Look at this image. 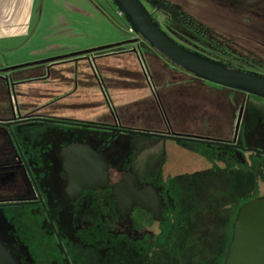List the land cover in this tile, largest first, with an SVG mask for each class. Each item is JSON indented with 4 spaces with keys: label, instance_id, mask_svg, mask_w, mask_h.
Here are the masks:
<instances>
[{
    "label": "rangeland",
    "instance_id": "374dc122",
    "mask_svg": "<svg viewBox=\"0 0 264 264\" xmlns=\"http://www.w3.org/2000/svg\"><path fill=\"white\" fill-rule=\"evenodd\" d=\"M92 1L100 14L111 17L98 22L100 39L106 34L113 43L127 42L128 35L116 28L104 0ZM138 1L160 31L180 46L201 51L186 44L195 35L181 25L180 16L185 14L212 41H224L230 53L254 59L260 55L255 42L264 40L263 9L244 19L235 12V0ZM37 2L40 14L56 10L53 0ZM140 40L132 46L144 51V57L131 48L112 47L105 54H82L84 65L63 72L58 82L9 83L8 88L0 84V120L35 115L57 121L14 125L27 128L34 146L30 172L39 190L44 196L49 191L59 201L48 208L50 226L43 212L33 213L32 206L0 207V238L12 249L17 264H223L238 210L248 202L264 200V98L212 84L206 91L190 85L185 71ZM37 42L30 44L31 50L42 47ZM62 55L67 58L68 53ZM231 66L259 71L249 64ZM239 109L238 149L113 131L126 128L226 142ZM102 124L109 126L97 127ZM74 139L94 147L106 145L109 164L154 185L163 200L162 222H149L137 210L119 220L108 208L100 209L97 196L76 203L58 197L65 185L58 155ZM8 198L0 190V201ZM83 205L97 207L86 224V236L79 220L88 217L78 208L75 212ZM108 222L112 228L127 230L128 235L120 234L126 241L122 237L110 241ZM144 231L158 236L145 238Z\"/></svg>",
    "mask_w": 264,
    "mask_h": 264
},
{
    "label": "water",
    "instance_id": "95a60500",
    "mask_svg": "<svg viewBox=\"0 0 264 264\" xmlns=\"http://www.w3.org/2000/svg\"><path fill=\"white\" fill-rule=\"evenodd\" d=\"M104 2L109 9L114 7L118 10L132 32L170 64L210 84L264 98L263 76L228 69L218 62L209 60L176 44L160 31L150 14L146 12L138 0H104ZM126 43L130 44L133 41H127ZM100 49L89 50V52L92 53ZM49 61L51 59L36 63L40 64ZM241 117L242 109H239L231 140L234 144L134 132L122 128L113 129V131L114 134L124 132L130 135H153L161 138L238 148L237 132ZM41 120L50 123L57 122ZM5 126L8 127V125ZM84 126L89 127L92 125L87 124ZM97 127L102 128L100 126ZM7 134L9 135V133ZM63 153L62 169L66 178L65 193L68 198L76 197L84 189H94L108 184L107 166L103 156L80 145L70 146ZM135 182L136 179L130 173H123L120 179L111 186L116 210L119 215L124 217L135 206L147 213H151L154 220H159L161 206L154 191L151 188L135 191L133 189ZM0 264H16L11 253L1 243ZM223 264H264V200L248 202L238 210L232 225V238Z\"/></svg>",
    "mask_w": 264,
    "mask_h": 264
},
{
    "label": "flooded vegetation",
    "instance_id": "af4514ba",
    "mask_svg": "<svg viewBox=\"0 0 264 264\" xmlns=\"http://www.w3.org/2000/svg\"><path fill=\"white\" fill-rule=\"evenodd\" d=\"M236 5L235 7V12L239 14L240 17L247 19L249 17V13H251L252 16H256V13L261 12V9L264 10V0H235ZM251 2V3H248ZM194 34V33H193ZM195 36L192 38H189V42L186 44L194 45L198 49H201V51H197L198 54H201L202 56L206 57L209 60L218 62L222 65H224L228 69L232 70H239L247 73H252L255 75L263 76L261 74H264V40L261 41H256L255 43H258L257 48L261 49L260 55L257 59H254L251 55H242L239 53H230L228 50L229 48L224 44V41H212L211 38L208 36V41L202 39V37L194 34ZM245 39H248L247 36L244 37ZM140 40V39H139ZM142 40V39H141ZM140 40V41H141ZM128 41H131L130 39ZM260 42V43H259ZM138 43V42H137ZM135 43V44H137ZM129 44V43H128ZM135 44H131V50L135 52H139V48L136 46H132ZM183 47V46H182ZM255 47V46H254ZM101 48L100 50H96L97 52L95 54L100 55V54H105L107 50L111 48V46H105V47H99ZM184 48L193 51V49H190V47L184 46ZM57 59L52 58L51 61L49 62H44L37 64L35 63H30L20 65L18 68H13L12 70H7L9 72L8 77L13 79L12 83H29L31 81L33 82H58L61 79V75L63 72L68 71L72 68L77 69L78 67H82L84 65L82 61V57L79 59H74L70 57H56ZM243 63V64H249L252 67L256 68L257 70L261 71H251V70H246L242 68H237L231 66V63ZM12 71V72H10ZM261 73V74H259ZM2 74H0L1 76ZM191 84H196V86L202 90H206L205 88H210L207 85L210 83L205 82L203 80H200L196 77H194L191 74L186 73L185 74ZM8 78V79H9ZM4 81L5 79L2 78ZM152 79V78H151ZM156 80H162V79H156ZM19 81V82H18ZM165 81H170L169 78H166ZM213 85V84H212ZM41 119L44 120H52V118L49 117H43V116H35V115H26L25 117H6L4 119L0 120V190H5L7 194H9V198L5 199V201H0V207H6V206H26V207H33L32 212H43L44 214V219L47 221L49 226L52 224V218L48 213V208L50 206H56L59 204L58 198L55 199V195L50 193L49 191L46 192L45 196L43 193L39 190L36 180L33 177V175L30 172V165L34 163V159L32 157L34 150V146L30 144L28 141V136L26 133L27 128H24L21 126L19 127H14V125L19 124V123H26V122H32V121H42ZM53 121V120H52ZM46 122V121H42ZM50 123V122H49ZM5 125H8L6 127ZM235 125V124H234ZM100 127H108L109 125L107 124H102L99 125ZM126 129V128H122ZM234 129V127H233ZM9 133V135L7 134ZM233 136V133H232ZM232 136L230 139L226 142L223 143H228V144H234L231 142ZM172 139V138H171ZM70 145L64 147L58 157H59V166L62 169V163H63V151L70 147V146H85L92 152L97 153L100 156L104 157L105 164L107 166V177H108V184L103 187H97L94 189H84L82 190L76 197L74 198H68V196L65 193L66 189V178H65V185L63 187V190L59 192L58 197L63 198L64 200H70V201H77V199L80 198H88L90 199L91 197L97 196V203L100 206V209H105L108 208L110 213L112 215H117L119 220H125L134 210H137L140 215H143L149 222H154V223H161L162 222V212L164 210V205H163V200L160 197L158 193V189L152 185V184H145L140 182L139 178L133 175L129 171H123L119 170L118 168H115L109 164V154L107 153L106 150V145H98L97 147H94L90 144H87V142H79L74 139V141H71ZM238 142V141H237ZM233 146V145H231ZM238 147V143H237ZM233 148V147H230ZM239 148V147H238ZM235 148V149H238ZM111 152V151H110ZM63 170V169H62ZM64 173V171H63ZM123 173H130L135 179L136 182L133 185V189L135 191H141L146 188H151L156 197L158 198L159 204L161 206L160 214H159V220H154L151 213H147L135 206H133L128 213L124 216L121 217L116 210L115 206V199L112 194V184L117 182L121 175ZM65 175V174H64ZM69 201V202H70ZM76 201L74 203H76ZM78 208V212L81 214H84L87 218V220H79V229L86 234L88 233V227H86V224L89 223L90 219L93 217L91 216L94 211H97V207L90 208L89 206L83 205L81 207H76ZM31 209V208H30ZM107 234L110 236V241L114 237H122L124 241L125 238L121 236L120 234L128 235L127 230L125 229H119V228H112L111 227V222H108L107 224ZM53 235L56 236V232L54 231L53 228H51ZM145 238H151V237H156L158 236V233H154L152 231H144L142 233ZM54 236V237H55ZM69 239H72L69 237ZM150 241V239H149ZM0 243L1 245L8 250L15 263L16 258L14 256V253L12 252V249L9 248L5 243L1 240L0 238ZM60 245V251L62 254L64 253V247L61 245V242L59 241L58 243Z\"/></svg>",
    "mask_w": 264,
    "mask_h": 264
},
{
    "label": "crops",
    "instance_id": "0c3cea01",
    "mask_svg": "<svg viewBox=\"0 0 264 264\" xmlns=\"http://www.w3.org/2000/svg\"><path fill=\"white\" fill-rule=\"evenodd\" d=\"M53 2L56 8L53 13L42 10L40 14V3L37 0H0L1 86L8 88V85L13 84L8 82L7 70L18 68L20 65L62 57V54L67 53L70 58L79 59L82 54H90L89 50L102 46L131 48L126 41L113 43L115 41L106 34L100 39L96 26L104 16L109 20V15L100 14L92 0H53ZM48 22L50 24H47ZM45 39L47 41L52 39L54 44L49 45L48 41L46 46H42ZM34 41H39L37 43L42 47L31 50L30 44ZM27 44L29 46H26ZM131 51L136 54L135 51ZM143 52L139 50L138 55L144 57ZM4 54L7 55V60L3 58ZM189 84L196 85L190 82Z\"/></svg>",
    "mask_w": 264,
    "mask_h": 264
},
{
    "label": "built area",
    "instance_id": "2783aa9c",
    "mask_svg": "<svg viewBox=\"0 0 264 264\" xmlns=\"http://www.w3.org/2000/svg\"><path fill=\"white\" fill-rule=\"evenodd\" d=\"M110 11L114 15V20H112V21L117 26V28H119L126 35H128V37H129L128 40L130 39L131 41H133V43H131V44L137 43L140 38L136 34H134L132 32V30L130 29V27L125 23V21L123 20L122 15H121V13L118 10H116L114 7L110 8ZM108 18L110 19L111 17L108 16Z\"/></svg>",
    "mask_w": 264,
    "mask_h": 264
},
{
    "label": "trees",
    "instance_id": "16d2710c",
    "mask_svg": "<svg viewBox=\"0 0 264 264\" xmlns=\"http://www.w3.org/2000/svg\"><path fill=\"white\" fill-rule=\"evenodd\" d=\"M151 18L152 15L150 14ZM153 22L156 23L157 22L152 18ZM180 20H181V25H183L184 28L190 30L192 33L202 37V39L207 40L208 41V34L207 32H205L201 25L197 24L195 21H193L191 18H189L188 16H186L185 14H182L180 16ZM158 26V25H157ZM164 59V58H163ZM165 60V59H164ZM166 61V60H165ZM169 63V62H168ZM174 66V65H172Z\"/></svg>",
    "mask_w": 264,
    "mask_h": 264
}]
</instances>
